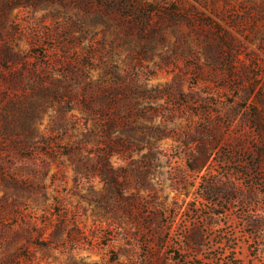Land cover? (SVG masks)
I'll return each instance as SVG.
<instances>
[{"label": "rangeland", "instance_id": "obj_1", "mask_svg": "<svg viewBox=\"0 0 264 264\" xmlns=\"http://www.w3.org/2000/svg\"><path fill=\"white\" fill-rule=\"evenodd\" d=\"M0 264H264V0H0Z\"/></svg>", "mask_w": 264, "mask_h": 264}, {"label": "trees", "instance_id": "obj_2", "mask_svg": "<svg viewBox=\"0 0 264 264\" xmlns=\"http://www.w3.org/2000/svg\"><path fill=\"white\" fill-rule=\"evenodd\" d=\"M67 90V89H66ZM120 119H122L121 117H120ZM123 121L125 120V117H124V119H122ZM112 126L111 127H109L108 126V124H104V126H103V129H104V136L106 137V138H109L110 136H109V134H110V132L114 129V127L116 126V124H111ZM125 128V127H124ZM111 142H114V143H117V144H119L120 142H122V143H126V145L127 146H124V148L125 149H128V150H130L131 148L129 147V144H130V140H128V138H125V137H122V136H119V137H117L114 141L113 140H109V143H111ZM81 143H83V141L82 142H78L76 145H70L68 148H69V153H71V152H76V151H78V150H81L82 149V144ZM105 159H106V157H105ZM103 165V171H104V175L106 176V178L111 182V183H115L116 185H118V182H117V180H116V178H115V173H114V171H112V170H110L109 168H108V163H106V161L102 164Z\"/></svg>", "mask_w": 264, "mask_h": 264}]
</instances>
